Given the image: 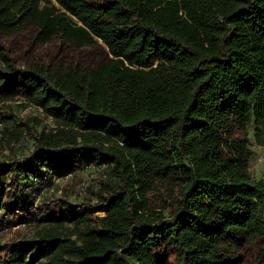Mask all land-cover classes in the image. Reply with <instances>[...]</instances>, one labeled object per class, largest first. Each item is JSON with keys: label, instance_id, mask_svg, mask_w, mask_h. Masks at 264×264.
<instances>
[{"label": "trees", "instance_id": "16d2710c", "mask_svg": "<svg viewBox=\"0 0 264 264\" xmlns=\"http://www.w3.org/2000/svg\"><path fill=\"white\" fill-rule=\"evenodd\" d=\"M251 129L264 0H0V264H264Z\"/></svg>", "mask_w": 264, "mask_h": 264}, {"label": "rangeland", "instance_id": "374dc122", "mask_svg": "<svg viewBox=\"0 0 264 264\" xmlns=\"http://www.w3.org/2000/svg\"><path fill=\"white\" fill-rule=\"evenodd\" d=\"M8 44L10 45L11 51L16 58L17 64L20 66H25L37 59H42L50 54L55 53L51 45L46 48L40 43L34 42L31 38L29 30H23L18 34L12 35L8 39ZM85 52L88 53L94 61H97L105 56V49L102 46L86 47ZM26 112H30L29 108L24 110V113ZM252 133L253 131L251 129L250 141L253 156L250 161L249 169L254 177L264 179V146L257 145L254 142ZM88 180L89 179L87 178V175H83L80 182L74 185L78 193H81L82 190H84L85 184ZM59 193L60 190H58L57 194ZM10 229L11 231H14L15 227L12 226L10 227ZM240 264H254L253 256L245 251L242 262Z\"/></svg>", "mask_w": 264, "mask_h": 264}]
</instances>
